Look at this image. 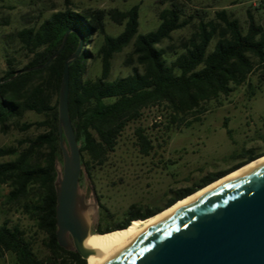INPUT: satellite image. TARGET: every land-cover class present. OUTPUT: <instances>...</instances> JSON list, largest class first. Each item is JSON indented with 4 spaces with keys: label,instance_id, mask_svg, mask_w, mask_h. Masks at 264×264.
<instances>
[{
    "label": "trees",
    "instance_id": "1",
    "mask_svg": "<svg viewBox=\"0 0 264 264\" xmlns=\"http://www.w3.org/2000/svg\"><path fill=\"white\" fill-rule=\"evenodd\" d=\"M120 16L126 20L123 31L116 37L105 31L106 15ZM217 21L200 20L197 30L177 46L161 47L171 34L188 26L191 17L183 18L176 8L165 9L158 27L137 34V7L126 13L104 10L83 12L65 9L53 13L39 25L24 28L15 34L21 47L31 55L22 68L43 65L58 49L64 33L71 30L65 46L57 57L43 68L15 75L20 69L9 67L0 78V127L20 118L25 112L50 115V131L33 139L20 152L14 147L0 149V156L14 155L13 160L0 163L1 188L10 190L7 201L27 198L31 188L38 192L24 205L25 212L34 220L39 230L46 234L44 241L48 254L39 259L24 232L7 222L0 225V255L10 253L16 264H86L75 251L61 248L56 239V178L55 158L61 153L58 134L57 97L64 60L75 51L79 41L82 46L91 43L94 35L103 38L97 50L100 76L85 77L87 61L92 53L81 50L79 57L69 65L68 112L77 143H79L82 168L102 165L107 155L114 152L117 139L128 123L137 121L145 108L162 106L173 126H188L189 116L200 114L202 105L220 96H228L236 87L245 84L256 64H264V30L250 17L244 32L236 19L223 10L215 14ZM133 41L130 53L135 66L123 78L109 80L111 59ZM216 40L211 47V42ZM254 94V91H251ZM199 121V117L193 119ZM32 124H25L27 130ZM226 127V125H224ZM227 134L230 130L227 129ZM138 146L147 155L153 148L142 129L136 130ZM49 152L39 157L43 148ZM247 151L244 160L232 168L206 176L191 187L179 189L160 207L130 205L117 223L97 228L104 233L127 227L133 220L145 219L172 205L197 189L213 182L241 164L258 157Z\"/></svg>",
    "mask_w": 264,
    "mask_h": 264
},
{
    "label": "rangeland",
    "instance_id": "2",
    "mask_svg": "<svg viewBox=\"0 0 264 264\" xmlns=\"http://www.w3.org/2000/svg\"><path fill=\"white\" fill-rule=\"evenodd\" d=\"M133 7H137L138 12L137 34L155 30L160 23L159 15L165 9L176 8L183 18L191 17V23L174 31L161 47L179 45L196 32L201 19L217 21L215 14L223 10L238 21L244 32L250 17L264 30V0H0V78L9 63L15 69H22L31 58L15 37L22 29L37 26L53 13L65 9L126 13ZM125 23L120 16L107 14L105 31L116 37ZM133 41L113 55L109 80L132 73L135 66L134 58L132 61L130 58ZM102 42V36L96 34L90 44L82 46V50L93 55L87 61L86 78L100 76V60L96 53ZM215 42H211V47ZM202 108L200 114L187 118L191 124L178 127L169 124L165 107L145 108L137 121L127 124L117 139L114 152L107 155L102 165L93 164L89 171L82 168L79 185L85 199L93 202L89 185L97 199L95 215L89 217L91 234H96L97 228L120 221L132 204L160 207L175 191L242 162L247 151L259 156L264 154V64L255 65L245 84L236 87L228 96L204 103ZM195 117H199V121L195 122ZM25 124L32 126L22 130ZM52 124L50 115L25 112L20 118L7 122V129L0 127V149L14 147L20 152L26 147V140L47 134ZM137 129H142L151 141L153 148L147 155L138 146ZM48 152V148H43L39 157ZM15 157L0 156V163ZM55 165L61 172V153H57ZM9 190L5 186L1 188L0 225L7 222L21 229L38 258L46 257V234L24 210V205L34 199L38 191L33 187L27 198L9 202L6 198ZM0 264L16 263L12 254L5 253L0 255Z\"/></svg>",
    "mask_w": 264,
    "mask_h": 264
},
{
    "label": "water",
    "instance_id": "3",
    "mask_svg": "<svg viewBox=\"0 0 264 264\" xmlns=\"http://www.w3.org/2000/svg\"><path fill=\"white\" fill-rule=\"evenodd\" d=\"M70 32L64 33L57 51L43 65L20 69L15 75L48 65L62 51ZM81 50L79 41L64 60L57 97L62 171L56 172L53 185L57 243L86 262L93 250L84 242L91 235L89 217L95 215L97 199L89 185L93 202H87L79 185L80 151L68 112L69 65ZM108 264H264V164L216 186L166 217Z\"/></svg>",
    "mask_w": 264,
    "mask_h": 264
},
{
    "label": "bare ground",
    "instance_id": "4",
    "mask_svg": "<svg viewBox=\"0 0 264 264\" xmlns=\"http://www.w3.org/2000/svg\"><path fill=\"white\" fill-rule=\"evenodd\" d=\"M264 164V155L246 165L220 177L219 179L197 189L190 195L179 199L169 207L146 219L133 220L127 227L107 233L91 234L85 239L84 245L93 250L86 260V264H108L116 256L132 245L143 233L157 225L160 221L179 211L191 202L208 194L216 186L228 182L239 175L252 170L255 166Z\"/></svg>",
    "mask_w": 264,
    "mask_h": 264
}]
</instances>
